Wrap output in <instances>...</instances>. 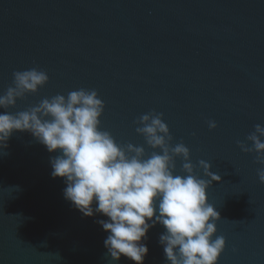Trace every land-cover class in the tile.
I'll return each instance as SVG.
<instances>
[{
	"label": "water",
	"instance_id": "obj_1",
	"mask_svg": "<svg viewBox=\"0 0 264 264\" xmlns=\"http://www.w3.org/2000/svg\"><path fill=\"white\" fill-rule=\"evenodd\" d=\"M34 67L47 84L8 112L94 89L105 104L100 130L149 155L135 122L162 113L196 174L209 179L203 160L220 176L206 190L221 217L213 239L226 241L217 264H264V166L238 144L252 147L247 137L264 126V0H0V95L14 72ZM59 154L18 131L0 149V264H110L98 223L108 218L84 216L64 198V178L51 176ZM164 232L157 223L141 241L143 264H169Z\"/></svg>",
	"mask_w": 264,
	"mask_h": 264
},
{
	"label": "clouds",
	"instance_id": "obj_2",
	"mask_svg": "<svg viewBox=\"0 0 264 264\" xmlns=\"http://www.w3.org/2000/svg\"><path fill=\"white\" fill-rule=\"evenodd\" d=\"M13 77L14 87L0 95V109H5L0 112V149L18 131L29 132L49 153L60 150L50 161L51 176L64 178V198L84 216L95 212L108 218L98 223L109 233L104 246L110 264L121 256L143 264L148 248L141 241L157 223L165 228L159 242L169 264H217L226 241L223 236L213 239L221 217L208 203L206 190L220 176L203 160L199 165L209 179L196 174L189 148L183 142L171 145L162 113L152 111L135 122L136 132L153 149L149 155L143 146L118 144L110 132L100 130L105 104L94 89L57 94L26 111L8 112L17 99L36 93L49 80L35 67ZM208 127L217 124L210 120ZM261 137L264 126L257 124L247 137L252 147L238 144L246 153L255 152L256 162L264 166ZM176 158H182L183 175L176 174ZM257 174L264 183V167Z\"/></svg>",
	"mask_w": 264,
	"mask_h": 264
}]
</instances>
